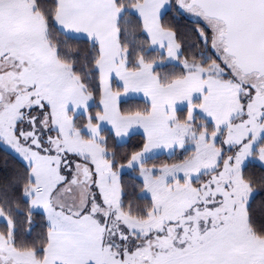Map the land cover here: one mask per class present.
<instances>
[{"label": "snow or ice", "instance_id": "snow-or-ice-1", "mask_svg": "<svg viewBox=\"0 0 264 264\" xmlns=\"http://www.w3.org/2000/svg\"><path fill=\"white\" fill-rule=\"evenodd\" d=\"M0 264H264V0H0Z\"/></svg>", "mask_w": 264, "mask_h": 264}]
</instances>
